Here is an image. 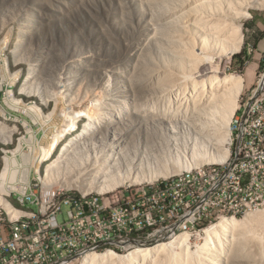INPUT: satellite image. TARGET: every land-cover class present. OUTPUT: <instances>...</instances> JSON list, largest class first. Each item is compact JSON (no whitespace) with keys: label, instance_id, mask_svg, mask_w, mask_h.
<instances>
[{"label":"rangeland","instance_id":"obj_1","mask_svg":"<svg viewBox=\"0 0 264 264\" xmlns=\"http://www.w3.org/2000/svg\"><path fill=\"white\" fill-rule=\"evenodd\" d=\"M200 1L0 0V172L5 165L4 157L11 158L6 184L9 195L6 198L12 206L27 209V201L19 200L22 193L17 189L19 187L37 195L48 185L85 194L100 192L93 185L97 180L90 174L81 173L73 159H64L60 162L63 165L58 162L60 167H53L52 177L46 174L47 166L70 141V158L75 156L77 149L83 155L88 151L82 144L89 141L87 138L82 136L75 140L89 122L88 116L95 119L94 126H97L99 138L94 139L95 144L108 152H111L112 144L128 148L135 154L137 150L144 152L158 142L164 131L173 144L184 142L183 137L191 134L183 120H191L185 111L188 103L178 99L177 95L175 97L172 92L175 86L170 85L176 84L177 90L182 86V91L189 86L184 73H189L190 65L183 52L194 31V16ZM255 3V0H239L241 10L250 13L238 19L243 33L240 50L231 56L214 54L221 76L233 74L243 78L235 113L259 86L264 73V52L256 55L251 49L261 32L254 31L255 17L264 14V5ZM152 109L155 112L163 110L162 113L173 109L172 113H180L181 116L177 114L182 118L177 122L179 131L163 130L154 122ZM193 126V136H196L199 126ZM235 128L232 117L229 143H222L216 131L208 130L210 126H207L205 150L214 153L224 145L229 147L230 157L237 146ZM84 136L87 137V133ZM58 137H62L60 143L52 156L47 157L48 144ZM74 141L82 147L75 145ZM87 143L92 144V141ZM178 156L181 157L167 155L166 158L171 159L167 162ZM157 160L149 164L136 160L135 163H139L136 170L147 172L175 166V161L168 164ZM26 169H30L29 180L23 181ZM165 179L168 178L158 176L139 182L127 181L123 186L103 193L151 185ZM30 209L36 208L29 205ZM253 212L260 213L261 218L250 222L247 216ZM236 218L243 222L230 230L211 264H264V205ZM220 219L196 232L195 228H185L190 235L189 244L175 241L170 244L178 255L175 261H169L165 251L160 249L140 264H210L201 259L208 253L209 245L200 246L205 243V228ZM183 232L184 228H175V234L167 239L157 238L142 246L170 242L173 235ZM130 250L117 249L116 252L126 254ZM83 257L80 256L75 264H80Z\"/></svg>","mask_w":264,"mask_h":264},{"label":"built area","instance_id":"obj_2","mask_svg":"<svg viewBox=\"0 0 264 264\" xmlns=\"http://www.w3.org/2000/svg\"><path fill=\"white\" fill-rule=\"evenodd\" d=\"M235 126L230 167L161 183L143 195L128 188L82 202L81 193L71 189L44 186L39 195L21 193L27 219L19 224H5L0 206V264H75L91 252L167 239L175 228L196 232L226 210L244 215L263 206L264 73L239 108ZM54 200H61L60 211H52ZM29 205L35 214H28Z\"/></svg>","mask_w":264,"mask_h":264},{"label":"bare ground","instance_id":"obj_3","mask_svg":"<svg viewBox=\"0 0 264 264\" xmlns=\"http://www.w3.org/2000/svg\"><path fill=\"white\" fill-rule=\"evenodd\" d=\"M255 1V5H264V0ZM238 4L239 0H201L200 5L197 4L199 7L197 8V14L194 16V31L192 36L189 38L183 52V57L190 65V69L188 71L189 73H184L185 78L187 81H189V84L187 82L189 86L185 91L184 89L182 91V86H180L177 90L176 84H169L172 86V88L175 86L174 89H172L173 94H175L174 96L176 97L177 95L178 99L180 98L188 103V108L185 109V111L187 110L188 112V120H191L187 121L185 117L183 120H185L186 128L189 127V134L190 131L191 134L189 136L183 137L184 142L180 141L173 144V140L170 138L169 134L164 131L161 132L158 142L153 144L150 148L145 150L143 149L144 152L137 150V153L135 154L134 152H129L128 148L125 149L115 144V146L112 144V146L109 148L111 152H108L107 150L99 148V146L95 144L94 139L99 138V136H97L98 130L97 126H94L95 119H93L92 116H88L89 122H87L85 129H83V133L75 138V140H78L83 136V139L87 138L89 141L91 140L92 144L87 143L89 141L82 143L85 144V147L88 151L85 153V155H83V152L82 154L80 153V155V150L77 149L75 150V156L70 158V156H68L69 146L72 145V141H70V143H67L65 146H63L57 158H55V160L47 166L46 174L48 176H51V174L53 175V167H60L58 164L64 159L69 161H72L71 159L75 160L76 167L79 168L81 173L84 172L85 175L90 174L93 179L97 180V186L95 185V182L93 185L100 192L95 194H85L79 192L81 193L82 202H90L95 198H100L103 195H113L114 193L103 192L113 190L115 187L123 186L127 181L139 182L146 179L151 180L158 176L168 178L151 185H139L137 187H132L136 188V195H143L144 191H147V189H151L161 183H177L184 177L190 176L192 174L202 175L203 171L206 169L217 170L220 167H230L231 157H229V147L225 148L223 145L218 149V151L214 153H208L205 150V137L207 136V126H210V129L208 130L216 131V133L221 137L222 143H229L232 117L234 123L237 121V113H235V111L237 108V101L240 96V90L243 84V78L240 75L233 74L221 76L219 74V65L215 64L214 54H225L227 56H231L239 51L242 46V24L238 23V19L242 15L249 16L250 13L247 11L243 12ZM29 77L32 76L29 75ZM1 87L2 86L0 82V91ZM177 93L183 94L184 96H181ZM13 99L15 100V98ZM153 107L157 106L154 105ZM146 109L148 110L150 108L148 107ZM156 109L159 110L160 108L157 107ZM162 111H153V113H151L154 122L156 121L158 125L163 128V130L170 129L174 132H178L179 129L177 122L182 118L178 117L177 114L180 113H172L173 109H171V112L169 111L168 113H162ZM174 113H176V115ZM185 113L184 115L186 116L187 114ZM157 117L166 120V125L163 120L159 121ZM105 119L110 118L105 116ZM163 124L165 126H163ZM193 125L199 126L196 136H193L195 133H193V129H191V127L194 128ZM86 133L88 135L87 137L84 136ZM153 137L154 135H152V138ZM61 139L62 137H58L56 140L51 141V143L48 144V150L46 153L47 157L52 156ZM164 142H167V144ZM74 144L78 145L79 142L77 143V141H74ZM162 153L164 154L161 155ZM169 154L173 156H175V154L181 156L173 158L175 163L173 161L170 162L174 163L175 166L172 165L169 168H165L164 166L165 169H151L147 172H143V170H141L143 173L136 170V160H143L145 163L149 164L152 160L158 159L157 162L164 161L163 163H165L167 161H171L170 158H166ZM10 159L11 158L7 156L4 157L5 165L0 172V205H3L6 208L1 209V214L5 220V224H19L21 220L27 219V211L17 207L13 208L9 200L6 198V196L9 195L6 189V184L10 170ZM13 163L16 164L14 161ZM140 167L142 166L140 165ZM29 170L30 169H26L24 171V174L22 175L23 181L29 180ZM141 173L143 175H141ZM142 176H145L146 178ZM45 184L46 183H44V185ZM52 188L53 187H50L49 185L47 186V189ZM17 189L23 194L26 192L25 187H19ZM58 189L66 188L62 187ZM23 205H25L24 201ZM60 208L61 200H54L52 202V211H60ZM28 214H35V210H28ZM226 214H232L234 216H224ZM237 215L241 214L237 213L236 210H226L224 213H218L216 217H213V220L209 221V223H212L221 218L217 223L205 228V243L200 247L209 245V251L206 253V255L201 257L202 260L208 261L210 264L214 261L216 258L215 253L218 251V247L223 246L226 236L230 230L237 227L238 225H241L243 222V220L236 218ZM260 218L261 214L258 212H253L247 216V220L250 222L257 221ZM189 238V233L183 232L179 235H173L170 238V242H159L153 246L131 245L127 248H131V250L126 254H120L114 250H108L105 252H91L87 255H84L80 264H140L143 259H146L149 255H152L151 257H153V254L160 249L165 251L166 258L169 259V261H175L178 255H176V252L170 248V244L174 241L179 244H189ZM76 261L77 259L75 260V263Z\"/></svg>","mask_w":264,"mask_h":264},{"label":"crops","instance_id":"obj_4","mask_svg":"<svg viewBox=\"0 0 264 264\" xmlns=\"http://www.w3.org/2000/svg\"><path fill=\"white\" fill-rule=\"evenodd\" d=\"M255 30H260L259 37L255 39L254 47L256 55H262L264 52V14L259 17H255ZM258 32V31H257ZM258 53V54H257ZM259 59V57L256 56Z\"/></svg>","mask_w":264,"mask_h":264},{"label":"water","instance_id":"obj_5","mask_svg":"<svg viewBox=\"0 0 264 264\" xmlns=\"http://www.w3.org/2000/svg\"><path fill=\"white\" fill-rule=\"evenodd\" d=\"M2 98V92L0 91V99Z\"/></svg>","mask_w":264,"mask_h":264}]
</instances>
